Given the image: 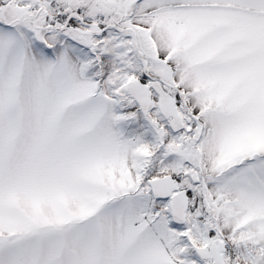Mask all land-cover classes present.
Segmentation results:
<instances>
[{
    "label": "snow or ice",
    "instance_id": "snow-or-ice-1",
    "mask_svg": "<svg viewBox=\"0 0 264 264\" xmlns=\"http://www.w3.org/2000/svg\"><path fill=\"white\" fill-rule=\"evenodd\" d=\"M0 264H264V0H0Z\"/></svg>",
    "mask_w": 264,
    "mask_h": 264
}]
</instances>
